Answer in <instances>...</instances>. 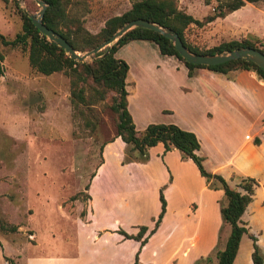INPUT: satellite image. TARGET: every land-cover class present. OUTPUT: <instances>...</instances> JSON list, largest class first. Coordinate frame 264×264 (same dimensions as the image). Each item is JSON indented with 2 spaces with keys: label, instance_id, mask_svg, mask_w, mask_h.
<instances>
[{
  "label": "rangeland",
  "instance_id": "374dc122",
  "mask_svg": "<svg viewBox=\"0 0 264 264\" xmlns=\"http://www.w3.org/2000/svg\"><path fill=\"white\" fill-rule=\"evenodd\" d=\"M133 1L86 0L82 26L96 33L104 20L122 13ZM217 1L177 0L176 6L202 21L217 13ZM15 2L28 14L39 9L35 3L38 9L33 11L29 0H0V33L6 38L20 30ZM184 39L201 49L243 39L263 45L264 0L245 2L200 25L189 24ZM152 46L154 51L133 41L118 52L135 77L142 75L137 67L140 56L154 61L159 54ZM0 50V223L16 228L0 230V264L216 263L215 252L223 248L229 231L219 216V207L225 203L219 185L207 183L190 159L176 149L163 151L160 143L147 149L143 161L138 160L141 155L136 150L116 139L115 116L108 100L93 106L96 118L83 109L91 121L87 125L69 102L64 74L34 71L19 47L0 46ZM90 60L91 55L84 61ZM145 72L150 75L152 69ZM139 94L146 96L144 85ZM140 95L131 97L132 108L141 105ZM151 98L154 103L162 102L157 92ZM139 123L136 129L142 130ZM133 162H145L141 175L152 173L143 185L146 196L139 202V211L135 201L130 207L121 204L132 189L127 179L118 178L123 173L119 168ZM121 183L125 189L117 187ZM159 190L166 208L159 229L143 246L141 263L142 245L132 250L133 239L122 232L135 234L140 225L147 230L153 227L156 217L148 225L132 220L141 221L145 214L157 212ZM102 200L106 207L102 208ZM249 221L255 230L258 222L251 216Z\"/></svg>",
  "mask_w": 264,
  "mask_h": 264
},
{
  "label": "trees",
  "instance_id": "16d2710c",
  "mask_svg": "<svg viewBox=\"0 0 264 264\" xmlns=\"http://www.w3.org/2000/svg\"><path fill=\"white\" fill-rule=\"evenodd\" d=\"M4 1V0H3ZM46 3L42 16V23L49 29L58 33L65 41L78 52L88 51L105 41L120 26L128 20L140 18L155 22L162 27H168L176 32L183 45L194 53L215 54L237 48H254L264 54V44L257 45L254 42L243 39L230 40L219 43L210 48L201 49L186 43L184 30L189 24L200 25L209 22L215 17L238 9L245 2L254 3L260 0H218L217 13L206 15L202 21L193 18L190 14L179 10L177 0H135L130 7L118 15H113L104 20L103 25L96 33H90L82 26L81 16L86 9V0H43ZM34 10L38 6L33 0ZM21 24L20 30L12 38H6L0 33V46L19 47L26 52L27 62L34 71L48 75L53 72H61L67 77L69 88V102L73 109L82 116L85 124L91 125L87 114L93 112V106L108 100V108L115 116V136L123 143L129 144L141 156L143 161L147 149L157 143H161L163 151L176 149L185 158L190 159L196 166L198 173L205 181L216 183L223 191L224 205L219 207V215L223 224L229 227V231L222 249L215 252V264H234L233 260L242 234H247L246 223L241 219L246 206L252 200L255 187L259 185L257 179L249 176H231L235 178L234 186H230L219 174L206 171L201 163L202 157L196 154L199 143L193 132L181 129L172 123H149L142 130H136L131 116L127 110V91L125 78L128 66L126 62L115 56L117 49L131 40H147L153 42L161 55H173L180 60L187 69V76L192 75L195 68H206L215 73L225 74L232 70L253 71L257 78L264 83V71L251 61L234 59L216 65L191 64L184 61L175 51L172 43L161 34L141 27H134L124 32L109 47L102 48L91 55L90 61H76L53 42H50L31 23L28 13L20 9L15 2ZM106 51V53H105ZM3 54L0 50V76L2 75ZM264 137V134H262ZM253 143H259V138L254 137ZM159 211L152 228L140 225L135 234H122L128 238L139 241L143 245L146 238L151 235L158 226L165 211V200L162 190L158 193ZM14 226L0 223V230L15 231ZM147 231V234L145 232ZM251 240L252 251L250 259L252 264H262L263 252L256 244V238L247 234ZM136 259V255H135ZM136 261V260H135ZM135 263V262H134ZM133 263V264H134Z\"/></svg>",
  "mask_w": 264,
  "mask_h": 264
},
{
  "label": "crops",
  "instance_id": "0c3cea01",
  "mask_svg": "<svg viewBox=\"0 0 264 264\" xmlns=\"http://www.w3.org/2000/svg\"><path fill=\"white\" fill-rule=\"evenodd\" d=\"M133 41L148 45L153 51L152 45L156 46L147 40H131L120 46L115 52V56L123 59L118 55V52ZM153 59L154 61H150L144 56L138 58L137 67L142 74L138 77L132 74L131 65L123 59L128 66L125 78L127 110L135 129L137 122H140L141 128L149 123L175 124L181 129L193 132L196 136L199 143L196 154L202 157L201 163L206 171L221 175L230 186L235 185V182L231 183V176H249L257 179L259 185L255 187L252 200L246 206L241 219L247 223V234H252L256 238V244L264 255L263 81L257 78L253 71L243 69L219 74L206 68H195L189 77L184 64L175 56L157 54ZM148 68L152 69L150 75L145 72ZM157 69L161 70L157 72ZM141 85L145 86V97L139 94ZM155 92L161 96V103L153 102L151 95ZM135 94L141 96L139 98L141 105L132 108L130 100ZM143 117L146 118L140 121ZM254 137L259 138V143H253ZM116 139L120 140L119 137ZM161 147L163 149L162 144ZM102 165L105 166V161ZM103 167L101 166V168ZM142 167L146 171L145 162L143 164L129 163L119 168L123 173L118 174L120 180L123 178L128 180L129 184L126 181L125 183L128 184L129 189H132L130 192L127 191L121 204L130 207L131 202L135 201V205L139 208L137 211L141 209L140 200L146 196L143 187L145 180L152 174L144 172L141 175ZM117 187L125 189L122 183ZM163 197L165 200L164 194ZM103 205L104 201L102 200V208L106 207ZM158 211L159 199L156 213L145 214L141 221H132L146 225L152 217L157 216ZM245 216L249 218L251 216L258 222V227L255 230L250 229L249 218L246 220ZM161 224L162 218L158 226L160 227ZM247 234H242L239 240L233 260L234 264H252L250 259L251 240ZM114 237L119 239L118 234H114ZM145 243L139 253L141 263L142 260L144 261L143 246ZM138 246L139 242L133 239L132 250ZM262 264H264V257Z\"/></svg>",
  "mask_w": 264,
  "mask_h": 264
},
{
  "label": "water",
  "instance_id": "95a60500",
  "mask_svg": "<svg viewBox=\"0 0 264 264\" xmlns=\"http://www.w3.org/2000/svg\"><path fill=\"white\" fill-rule=\"evenodd\" d=\"M33 1L39 6V9L37 10L36 13L27 15L33 26L42 35H44L48 41L53 42L56 46L61 48L69 56V58L74 59L76 61H84L86 57H89L90 55L96 53L102 48L109 47L113 42L117 40V38H119L127 30L134 27H141L155 31L161 34L162 36H164L165 38H167L172 43L178 55L188 63L208 66V65H216V64L224 63L234 59H244L253 62L264 71V54L254 48L243 47V48L232 49L215 54L194 53L188 50L183 45L176 32L173 31L172 29L168 27H162L155 22L140 18L126 21L105 41L95 46L94 48L85 51L83 54H79V52L75 51L65 41L64 38H62L58 33L54 32L53 30L47 28L42 23V16L46 7V3L43 0H33Z\"/></svg>",
  "mask_w": 264,
  "mask_h": 264
}]
</instances>
